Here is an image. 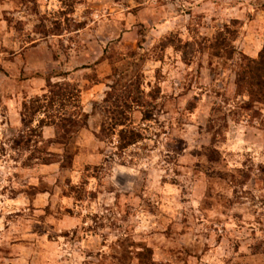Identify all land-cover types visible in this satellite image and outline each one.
<instances>
[{
  "label": "rangeland",
  "instance_id": "rangeland-1",
  "mask_svg": "<svg viewBox=\"0 0 264 264\" xmlns=\"http://www.w3.org/2000/svg\"><path fill=\"white\" fill-rule=\"evenodd\" d=\"M263 47L264 0H0V264H264V105L235 85ZM56 84L67 135L57 107L22 119ZM128 90L145 139L122 150Z\"/></svg>",
  "mask_w": 264,
  "mask_h": 264
},
{
  "label": "trees",
  "instance_id": "trees-1",
  "mask_svg": "<svg viewBox=\"0 0 264 264\" xmlns=\"http://www.w3.org/2000/svg\"><path fill=\"white\" fill-rule=\"evenodd\" d=\"M236 38V32L227 27L224 32H220L210 46L213 56L223 60H234L236 50L233 47L230 38ZM236 91L239 96H246L248 102L245 105L246 109L252 110L258 104L264 105V47L259 53L257 59L245 58L242 65L236 70ZM48 94L45 96L47 103H41L39 98L36 102L26 104L22 114V119L27 122V118L31 115L28 122L35 121V118L40 113L48 115L49 111L59 108L57 115L49 116V119L42 120L41 124L45 126L58 127L65 135L70 134L72 128L78 125L79 115L76 112H68L69 104L72 100H77L78 95L74 94L71 87L61 84L50 85ZM128 90L126 96L119 97L115 93H108L106 98L107 113L110 117L109 131L112 135H118L119 147L125 150L133 145L144 140L142 131L134 129L131 126V115L135 107H140V101L137 98L132 99V92ZM129 92L131 94H129ZM159 93V91L157 92ZM154 99L158 98V94H152ZM132 99V100H131ZM71 100V101H70ZM131 100V101H130ZM31 105V106H30ZM47 105V106H46ZM74 116V117H73ZM152 119V114L145 115V120ZM42 126V127H43Z\"/></svg>",
  "mask_w": 264,
  "mask_h": 264
}]
</instances>
